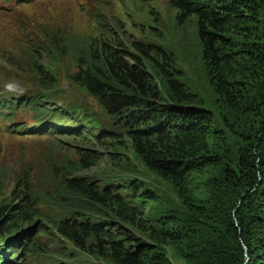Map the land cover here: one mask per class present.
<instances>
[{"label": "trees", "instance_id": "trees-1", "mask_svg": "<svg viewBox=\"0 0 264 264\" xmlns=\"http://www.w3.org/2000/svg\"><path fill=\"white\" fill-rule=\"evenodd\" d=\"M172 2L198 18L215 111L180 80L167 77L171 59L165 54L141 45L131 54L105 36L85 38L53 27L43 32V55L50 61L71 59L70 79L109 118L126 115L134 123L137 131L129 137L136 154L181 203L180 210H152L145 216L146 203H159L151 191L136 184L89 181L77 177L73 166L53 167L50 184L100 212L83 220L65 212L58 229L82 243L94 236L107 246L106 264H264V0ZM15 65L32 73L40 92L58 88L41 63ZM9 100L0 96V106L15 111ZM7 130L23 137L16 122ZM95 132L84 131L82 141H100L104 133ZM16 184L14 201L5 200L0 212V264H22L30 236L40 221L46 222L39 219L45 214L31 205L39 197L26 204L23 193L34 190L32 181L21 175ZM20 198L24 205L16 204ZM111 218L130 226L134 235L122 224L114 226ZM25 228H30L25 240L9 241Z\"/></svg>", "mask_w": 264, "mask_h": 264}, {"label": "rangeland", "instance_id": "rangeland-1", "mask_svg": "<svg viewBox=\"0 0 264 264\" xmlns=\"http://www.w3.org/2000/svg\"><path fill=\"white\" fill-rule=\"evenodd\" d=\"M51 27L85 38L105 36L111 43L121 42L131 54L136 52L137 45L161 56L165 54L171 59L167 77L180 80L199 96L206 108L215 111V94L202 60L198 18L179 10L172 0H0V94L13 96L24 94V90L40 92L36 79L30 76L32 73L21 71L15 64H22V61L23 65L41 63L47 77L58 85L56 91H52V100L59 106L75 107L80 119L104 132L98 142H84L80 137L74 140L30 139L10 134L0 122V212L5 200L14 201L10 198L17 188L18 177L23 175V180L30 179L34 188L23 193L28 199L26 204L39 197L31 205L45 214L46 218L39 219L46 222L40 221L30 236L22 264H106L102 255L107 246H101L94 236L82 243L68 239L59 231L58 225H64L60 218L65 212L81 220L97 217L100 212L77 195L69 192L64 195L59 185L50 184L54 178L50 176L53 167L73 166L78 168L77 177L89 181L136 184L137 188L151 191L158 196L159 203H146L145 216L152 210H180L181 203L173 189L151 172L136 154L129 137L137 131L134 123L126 119V115L120 120L109 118L88 91L70 79L71 59L57 62L43 55V32ZM34 55L38 58L32 60ZM33 120L28 111L20 116V124L25 126H31ZM119 140L121 143L117 146L114 141ZM83 164L89 169L84 170ZM143 189H139V193ZM52 199L60 205H55ZM19 203L23 204V198L16 204ZM110 220L114 221V226L122 224L133 232L130 226ZM54 222L57 225H53ZM29 233L30 228H25L9 241L25 240ZM3 239L6 242L8 237L5 235ZM0 252H4L3 248ZM173 264L185 263L174 261Z\"/></svg>", "mask_w": 264, "mask_h": 264}]
</instances>
